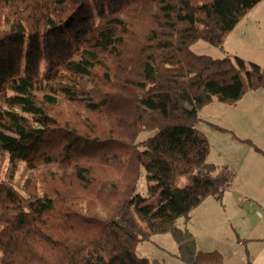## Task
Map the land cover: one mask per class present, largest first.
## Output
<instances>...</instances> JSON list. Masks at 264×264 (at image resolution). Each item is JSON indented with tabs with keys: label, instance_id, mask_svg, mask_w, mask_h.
<instances>
[{
	"label": "trees",
	"instance_id": "trees-1",
	"mask_svg": "<svg viewBox=\"0 0 264 264\" xmlns=\"http://www.w3.org/2000/svg\"><path fill=\"white\" fill-rule=\"evenodd\" d=\"M261 1L0 0V264H151L137 244L166 232L186 264L223 263L177 225L234 178L200 110L264 67L192 46L223 47Z\"/></svg>",
	"mask_w": 264,
	"mask_h": 264
},
{
	"label": "crops",
	"instance_id": "crops-1",
	"mask_svg": "<svg viewBox=\"0 0 264 264\" xmlns=\"http://www.w3.org/2000/svg\"><path fill=\"white\" fill-rule=\"evenodd\" d=\"M262 2L239 21L227 40L231 35L241 40L237 48L241 51L243 47L246 55L236 51V56L264 67V18L259 15ZM229 106L232 107L222 108L225 126L221 127L256 146L237 140L232 134L235 143L225 148L233 150L232 155L224 156L209 141L211 151L208 161L218 168H228L234 178L221 200L209 196L199 206H219L214 210L215 214L221 211L219 219H211L214 216L210 214L211 211L204 214L211 219L209 223L222 221L220 217L225 218L230 235L222 237L224 244L221 246L214 244L220 235L212 228L210 233L201 226L189 229L195 235L200 250L219 251L223 255L221 264H264V154L261 152H264V87L247 91L241 100ZM199 206L195 210H200ZM201 229L208 234L205 240L209 239L210 243L203 241L204 235L199 237V231L203 232Z\"/></svg>",
	"mask_w": 264,
	"mask_h": 264
},
{
	"label": "rangeland",
	"instance_id": "rangeland-1",
	"mask_svg": "<svg viewBox=\"0 0 264 264\" xmlns=\"http://www.w3.org/2000/svg\"><path fill=\"white\" fill-rule=\"evenodd\" d=\"M263 1V2H262ZM261 4L262 6L259 8V15L260 17L264 18V0H262ZM258 5V4H257ZM227 40V39H226ZM241 40H238L236 38H233L232 35L230 38H228L227 41H225V44L223 47H218L210 44L209 42L205 40H198L196 43L193 44L192 49L199 54H207L215 58H221L224 56H236V51H239L237 48V44ZM241 54L246 55L243 51H246L241 47L240 49ZM247 61V60H246ZM223 107H232L229 106V104L222 103L218 100H214L213 102L205 105L200 110V117L201 120L198 123V128L204 132L209 141L211 142L212 146L216 148L218 151L223 152L225 155H232L233 150L231 149H225L227 146L233 145L235 142L232 140V134H230V131H222L218 130L216 127H212V124L218 126H225L224 120H223V113L222 108ZM155 132L154 131H145L142 132L139 135V139H145L148 137L153 136ZM232 135V136H231ZM236 139V138H235ZM237 141V140H236ZM230 143V144H229ZM223 157V155H221ZM224 158V157H223ZM187 177L183 176L179 179L180 185H185L187 183ZM146 188H147V179H146V172L144 169L141 171V177L139 180L138 185V192L140 194L146 195ZM212 197V196H211ZM211 199V198H209ZM220 203V202H219ZM218 207V208H217ZM200 210H195L194 212H191L190 218L186 219L185 217H181L177 220V225L181 228H199L200 226L202 228H207L209 233L211 228L214 232L219 234L220 236L215 239L214 244L223 245L224 239L223 236L226 237V234L229 236L230 234L227 232L229 229L226 219L220 217V222L215 223L216 221L213 220V223H209L211 219H219V214L221 211H217L215 214L216 209H219V206L216 205V207H213L210 204H205L204 206H199ZM211 211V212H210ZM210 212L211 215H214L211 219H209L208 213ZM203 232L199 231V237L201 238V235H204L203 241L209 242L208 240H205L208 237V234H205L204 229ZM210 243V242H209ZM178 250V244L175 241L174 237L171 233H156L153 234L149 239L141 240L137 244V254L139 256L147 257L150 260L151 264H186L182 259H180L176 252Z\"/></svg>",
	"mask_w": 264,
	"mask_h": 264
}]
</instances>
